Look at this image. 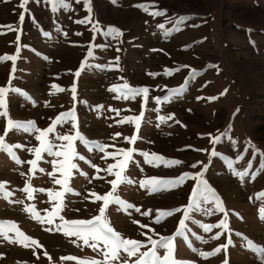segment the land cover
Wrapping results in <instances>:
<instances>
[{"label": "rangeland", "instance_id": "obj_1", "mask_svg": "<svg viewBox=\"0 0 264 264\" xmlns=\"http://www.w3.org/2000/svg\"><path fill=\"white\" fill-rule=\"evenodd\" d=\"M66 2L70 8L53 11L45 0H30L25 11L19 6L20 0H0V33H3L0 57L16 54L19 47L11 86L31 98L10 92L7 110L13 121H34L35 127L46 129L60 113L74 109L81 135L89 142L105 145V151L115 153V159L111 155L103 158L105 153L95 148L89 151L77 139L76 152L94 167L84 160H74L79 171L72 170L69 180L73 192L50 201L49 190L53 194L62 191V186L54 182V178H62L50 163L55 158L43 154L33 170L27 161L35 159V155L27 149L39 146L34 138L36 133L10 131L6 142L25 147L13 149V154L23 163L0 151V182H6L7 194V198L0 195V221L7 222L3 225L5 229L14 222L22 233L38 243L24 247L0 237V264H78L77 260L63 259L68 256L103 261L104 257L82 240L57 231L55 224L63 223L61 216L70 221L98 215L102 201H96L93 194L102 196L111 190L108 181L115 177L105 169L108 164L123 160L118 149L129 148L135 149L134 162L129 163L124 175L134 183L120 185L114 195L139 207L141 212L151 210V214L146 217L134 208L125 211L110 204L106 217L114 230L124 238L141 241L146 239L141 235L144 232L159 239L149 228L162 236L173 235L183 213L177 212L156 224L157 210L188 205L196 181L187 179L170 191L153 193L141 188L139 181L151 177L174 179L185 172L194 175L207 166L203 179L215 190L228 212V230L214 228L203 232L200 223H218L223 213L193 212L185 221V237L175 238V258L190 264H223L225 259L228 264H261L260 257L247 247V241L264 247V220L259 218L264 199L257 198L258 193H264V171H260L264 168V0H88L87 7L85 0ZM138 4L148 5V10L135 7ZM155 11L165 15L154 16L151 13ZM89 16L93 23L98 22L101 31L106 33L114 28L122 35L113 39L101 35V31L94 32L90 23L76 22ZM180 17L189 19L177 24ZM6 25L15 30L9 31L3 27ZM90 43L92 57L87 55ZM12 67L10 60L0 63V86L8 85ZM77 71L79 76L75 75ZM124 84L147 87V99L144 95L134 99L116 98L117 92L110 89ZM180 88H183L181 93H173L172 90ZM157 97L161 99L159 104ZM109 109L118 110L119 114ZM141 111L139 128L124 121L125 117L139 116ZM162 116L173 118L161 122ZM5 124L6 118L0 117V133ZM70 130L71 123L56 126L61 134ZM209 134L221 136L220 141L211 143ZM133 135L137 136L134 143L125 141V137ZM142 151L182 163L171 167L163 163L146 164L139 154ZM213 151L216 156L211 154ZM238 156L243 159L234 168L249 173L243 179L233 175L227 166L228 159L236 161ZM197 162L202 164L191 167ZM29 185L31 196L21 191ZM61 203L62 210L54 224L42 223ZM30 207L39 213V220L25 211ZM133 220L140 223L134 224ZM141 224L148 227L142 228ZM49 228L51 231L46 230ZM221 231L224 234L219 239L211 238ZM7 234L15 237L14 231ZM229 236L232 244L226 252L222 250L207 259L200 257L199 252L213 251L227 243ZM159 252L161 256L164 254L163 250Z\"/></svg>", "mask_w": 264, "mask_h": 264}, {"label": "snow or ice", "instance_id": "obj_2", "mask_svg": "<svg viewBox=\"0 0 264 264\" xmlns=\"http://www.w3.org/2000/svg\"><path fill=\"white\" fill-rule=\"evenodd\" d=\"M30 2V0H20V8L22 10L26 11V5ZM77 3L80 2V0H76ZM115 2V0H113ZM46 4H50L52 6V10L56 11L60 8L68 9L70 8V5L66 2V0H45ZM88 0H85V6L87 7ZM135 7H139L144 11L148 10V5L145 4H138L135 5ZM90 11V9H89ZM154 16L158 15H165V12L162 11H155L151 13ZM21 21L24 19L23 12L20 17ZM189 18L187 17H180L176 21L177 24L183 23L185 20ZM77 23H90L92 24V30L95 31H101L98 27V22L93 23L91 21L90 16L86 18L85 20L76 21ZM6 27L9 31H14L13 27L11 25L3 26ZM159 27L163 28V25H160ZM3 34V33H0ZM45 35H48L45 33ZM79 35V33H78ZM101 35H107L111 36L113 39L118 38L122 33L114 28H109L107 32L101 31ZM19 40V36L17 37V41ZM92 45L90 43L87 55L88 57L93 56L92 51ZM99 47H106V45H100ZM119 51V49H117ZM155 51V50H154ZM20 53L19 47L17 48L16 54L14 55H8L5 54L3 57H0V63L6 62V61H12L13 67H12V73L9 77V82L7 86H0V117L6 118V124L5 128L3 129L2 133H0V151L7 152L11 155L12 159L16 160L17 163H23L19 160L18 157H16L13 154V149L17 148H24V145L15 144L10 145L6 142V137L8 133L12 130H24L32 133H36L35 139L39 142V146L33 148H28L29 153H34L35 159H32L30 161H27V163L32 165V169L35 170L37 166V162L41 161L43 159V154H47L49 157H54L55 159L51 160V164L54 170H59L62 178H54V182L57 185L62 186V191H56L54 194L49 190V199L50 201L57 198H62L65 193L73 192V189L69 187V180L72 177L73 171L77 170L79 171V166L76 162H73L76 159L84 160L86 163H89L90 166L94 167V165L91 164L90 161H88L84 156L79 155L76 152V149L74 147V142L78 139L82 143L85 144L86 147H88L89 151H93V148L97 150L98 152L105 153L106 158L108 155H111L115 159V153H107L106 146L103 144H100L98 142H89L87 141L81 133L78 131V124L76 122V116L75 111L69 110L63 113H60L53 123L46 129H39L35 127L34 121L29 122H19V121H13L8 113L7 107V96L8 94L15 93L19 95H24L27 99H31L27 96L26 93L21 92L20 89L14 88L11 86V80L14 78V72H15V61L17 60ZM47 59V58H46ZM119 58H116V63L118 65ZM84 63L82 62L81 68L83 69ZM101 67V66H97ZM76 76L80 75V72L77 71L75 73ZM150 75L155 76V74L150 73ZM193 76L196 75V73L193 71ZM54 89H58V91H64L63 88H58L56 85H52ZM110 91L117 92L116 98H125V99H134L137 96L144 95L145 99H147V93L148 88L147 87H140V88H133L130 87L127 84H124L120 87H113L110 89ZM173 93L179 94L183 91V88L180 89H174L172 90ZM71 92L73 93V99H75V92L76 88L73 86L71 88ZM156 102L159 104L161 103V99L159 97L155 98ZM165 100H168L169 97H165ZM214 99V98H209ZM47 106V104H46ZM103 107V106H98ZM110 111H117V115L119 114L118 110L109 109ZM237 111H239L237 109ZM174 115V114H173ZM143 116V111H141L140 115L137 117H125L124 121H127L128 123H135L136 127L139 128V121L141 120ZM173 117H159L161 122H164L167 119H172ZM124 121H119V123H123ZM178 122V121H177ZM71 123V130L68 133L61 134L56 131V126L59 125L60 127H63L66 124ZM111 126V125H110ZM117 136L120 135L119 133L116 134ZM223 135V134H222ZM210 136V142L211 143H218L221 139V136L211 137ZM51 137V138H50ZM126 142L134 143L137 140V136L133 135L132 137H125L124 138ZM59 141V143H57ZM118 152L123 153V160H118L116 163L108 164L105 171L109 175H113L115 179L109 180L108 183L111 185V190L104 194V195H95L96 201H102L101 206L98 209V215H95L91 219H74V220H64V218L61 216L59 217L63 223L61 224H55V228L57 231H63L66 236H74L78 240H82L84 245H87L93 249V251L97 252L98 254L102 255L104 257L103 261L100 260H83L79 259L74 256H68L64 257L65 260H77L78 264H111L113 261L119 262V264H190V262L183 261V260H177L175 258V247H174V241L176 237H185V229L187 228V224L185 221L189 220L191 214L193 212H203L204 215H214L216 213H223V218L219 220L218 223L215 224H204L200 223V228L203 230V232L208 233L211 232L214 228L217 229H223L224 231L228 230V212L225 209V207L222 204V201L220 197L217 195L214 189H212L208 182L203 179V171L206 170L207 166H204V169H202L200 172L196 174L191 173H182L179 177H176L174 179H158L156 177L147 178L144 180L139 181L141 188H147L149 190V193L158 192V191H170L173 188L177 186H181L187 179H193L196 181V183L193 185L190 197H189V203L186 206H183L182 208H176L173 210H157V213L155 215L154 223L159 224L162 222V220L166 217L172 216L177 212H182V219L178 223V227L173 235L170 236H162L159 233H155L154 229L149 228V232H152L154 235L159 236V239H153L152 235H149L147 232L141 233V235L145 236V240H136V239H130V238H124L122 235L114 230V228L110 225L108 218L106 217V211L110 204H115L123 208L125 211L128 209L135 210L136 213H140L142 216H149L151 214V210L141 212V209L139 207H135L132 203H127L123 201L119 196L114 195L116 193L117 189L122 184H132L134 181H132L130 178L124 175V173L127 170V167L130 162H134L133 160V153L135 149L129 148L127 150L118 149ZM207 151V150H202ZM141 156L144 157V163L150 164L153 166H159L160 163H163L167 167H171L174 165H179L182 163V161L179 160H166L162 156H159L155 153L149 154L148 152H140ZM213 156H216L217 153L213 151L211 153ZM62 158V159H61ZM243 159V157L238 156L236 161H232L231 159L227 160V166L232 171V174L243 179L245 176H247L249 173L247 170L238 171L234 168V164L238 162L239 160ZM199 164H202V162H197V164L191 165V167L195 168ZM248 167H251V163L249 162ZM116 170V171H114ZM142 170V169H141ZM39 171L43 172L44 169H39ZM99 171V169H97ZM260 171H264V168H261ZM81 175H87L86 173L81 172ZM23 175V173H21ZM50 176H52V173H49ZM97 179H103V177H95ZM91 182V181H89ZM30 185L26 186L24 189H21V191H24L28 193L29 196H31V192L29 191ZM6 189V182H0V195H4L5 198H7V194L5 193ZM38 191H44V189H39ZM111 197V199H109ZM258 199H264V193H258L257 194ZM251 199V198H250ZM16 203H21V201H16ZM206 205H212V207H205ZM62 210V203L57 205L55 210L53 211V214L46 218V220L41 221L46 222L49 225L54 224V220L56 216L59 215V211ZM25 211H30L33 215V218L40 219V215L38 212L35 211L34 207H30L28 209H25ZM79 211V210H77ZM259 218L261 220H264V207H261L259 210ZM134 224H139L140 222L137 220L132 221ZM7 222L0 221V237H3V239L7 240L9 243H19L22 244L24 247H29L30 245H35L38 242L34 239H31L27 237L24 233H22L17 226L12 223V226L10 228L5 229L3 225ZM140 227L147 228V225L141 224ZM48 231H51V229H46ZM14 231L15 237H9L8 232ZM224 233L216 232L215 235H213L212 239H219L221 235ZM236 235H241L240 233H236ZM198 239H201L202 242L207 243L206 240L203 239V237H198ZM75 243V241H73ZM232 244V239L229 236L228 241L225 244L217 246L213 251L210 252H199L200 257L202 258H209L212 256L218 255L222 250L225 252L227 251L228 247ZM151 245V247H149ZM191 247V245H189ZM247 247L250 250H253L258 257H260L261 264H264V247L256 246L251 240L247 241ZM141 249H147L146 251H141ZM159 250H163L164 254L161 256ZM193 251H196V249H193ZM122 253L125 254V256L122 257ZM46 255V253H45ZM136 257V259L133 261L132 258ZM223 264H228L227 259L223 261Z\"/></svg>", "mask_w": 264, "mask_h": 264}]
</instances>
